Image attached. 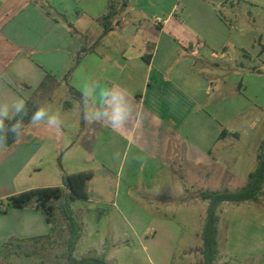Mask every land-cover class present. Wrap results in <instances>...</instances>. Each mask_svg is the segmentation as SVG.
<instances>
[{"label": "crops", "instance_id": "1", "mask_svg": "<svg viewBox=\"0 0 264 264\" xmlns=\"http://www.w3.org/2000/svg\"><path fill=\"white\" fill-rule=\"evenodd\" d=\"M230 1L118 0L117 15L102 23L110 0H0V102L19 97L34 109L52 102L62 88L69 95L65 77L85 45L91 51L74 68L69 85L81 93L91 82L100 87L118 83L129 91L134 109L124 127L92 124L86 139L81 131L72 141L64 128L63 145H50L51 150L44 141L50 132L45 122L35 126L30 120L11 144L0 146V264H21V252L32 256L52 238L55 220L48 222L33 207H7V199L63 187L62 170L55 166L61 153L68 175L92 174L88 199L82 200H90L93 183L104 193L116 189L123 199L142 190L169 201L183 199L190 190L234 192L246 185L264 142L246 182L232 190L231 168L238 162L232 164L227 149L239 133L213 113L226 102L211 98L206 68L198 63V48L227 44L231 23L220 8ZM180 2L183 11L177 16ZM65 102L58 103L61 111L69 107ZM223 129L230 134L221 137ZM13 137L9 133L8 140ZM255 203L223 205H248L259 215ZM260 254L251 264H264Z\"/></svg>", "mask_w": 264, "mask_h": 264}, {"label": "rangeland", "instance_id": "2", "mask_svg": "<svg viewBox=\"0 0 264 264\" xmlns=\"http://www.w3.org/2000/svg\"><path fill=\"white\" fill-rule=\"evenodd\" d=\"M253 2L256 5L231 0L225 9L220 8L231 23L225 36L227 44L198 48V63L206 68L211 98L220 97L226 102L222 111L213 113L226 121L228 129L239 133L238 140L227 149L232 164L238 162L236 168H231L235 174L232 190L246 182V172L264 142V0ZM179 4L177 16L183 11L182 2ZM61 99L73 107L69 105L61 111L58 106ZM49 106L59 114L63 125L59 140L53 131L46 134V148L63 145L64 128L72 141H76L81 131L86 139L93 130L92 124L83 120L80 103L70 98L65 88L45 105ZM62 156L61 153L55 161L60 170ZM203 191H186L183 199L169 201L152 196L156 191L132 190L123 199L116 189L104 193L98 183H93L89 188L90 200L76 199L70 204L82 230L74 258L99 257L108 264H205L203 232L209 203L200 201L199 194ZM192 198L198 202H191ZM253 206L259 215L252 214L248 205L236 209L222 204L217 209L215 264H251L255 261L252 257L260 252L264 258V195ZM55 215L52 238L38 246L32 256L21 252V264H70L69 223L60 211Z\"/></svg>", "mask_w": 264, "mask_h": 264}, {"label": "trees", "instance_id": "3", "mask_svg": "<svg viewBox=\"0 0 264 264\" xmlns=\"http://www.w3.org/2000/svg\"><path fill=\"white\" fill-rule=\"evenodd\" d=\"M118 0H110L109 10L107 14L100 19L102 23L109 21L117 15L115 3ZM91 51L85 45L77 54L74 67L69 71L65 77L68 93L70 98L77 100L81 93L69 85L68 79L73 72L74 68L81 62L83 56ZM151 57V55H149ZM51 76H48L46 81L43 82L44 86ZM70 102H65V106H69ZM28 116H17L13 120L6 121V124L15 123L16 120H23V123L30 120V115L36 108L31 109L28 102L26 103ZM230 132L226 129L221 131V137L229 135ZM237 135V134H234ZM16 137L7 141L11 144ZM63 187H52L33 189L22 192L20 194L11 196L7 199V207L12 206L16 208L33 207L46 216L48 222L54 220L56 211H60L61 215L68 221L70 229V237L68 241V262L70 264H108L105 259L99 257H85L76 259L73 253L81 238V226L74 217L70 204L76 199H88L87 183L92 178L91 173H77L68 175L61 167ZM264 143L261 146V151L258 155V166L255 171L248 175L246 185L238 191H204L199 194V199L209 203L207 211V222L203 232V256L205 264H215L218 255V217L217 209L224 203L239 205L245 202H256L259 200L260 195H264Z\"/></svg>", "mask_w": 264, "mask_h": 264}, {"label": "clouds", "instance_id": "4", "mask_svg": "<svg viewBox=\"0 0 264 264\" xmlns=\"http://www.w3.org/2000/svg\"><path fill=\"white\" fill-rule=\"evenodd\" d=\"M79 103L82 109L83 120L86 124H101L113 130L124 127L133 115V103L129 91L118 83L100 87L96 82L86 84L81 91ZM28 116L26 102L23 98H16L12 102H0V146H7L8 135L19 137L23 131V120L6 124L17 116ZM139 118V113L136 114ZM45 122L49 131L60 139L62 125L59 114L54 113L51 107L39 106L30 115V124L39 126Z\"/></svg>", "mask_w": 264, "mask_h": 264}]
</instances>
